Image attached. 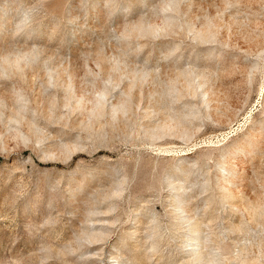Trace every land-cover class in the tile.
<instances>
[{"label":"rangeland","instance_id":"rangeland-1","mask_svg":"<svg viewBox=\"0 0 264 264\" xmlns=\"http://www.w3.org/2000/svg\"><path fill=\"white\" fill-rule=\"evenodd\" d=\"M0 264H264V0H0Z\"/></svg>","mask_w":264,"mask_h":264}]
</instances>
